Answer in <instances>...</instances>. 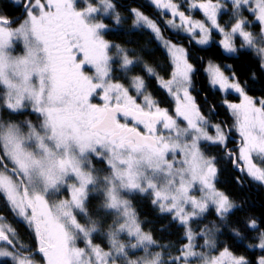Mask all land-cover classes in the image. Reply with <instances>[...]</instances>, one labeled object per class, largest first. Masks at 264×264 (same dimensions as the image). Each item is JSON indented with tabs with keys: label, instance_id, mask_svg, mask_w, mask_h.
Here are the masks:
<instances>
[{
	"label": "snow or ice",
	"instance_id": "snow-or-ice-1",
	"mask_svg": "<svg viewBox=\"0 0 264 264\" xmlns=\"http://www.w3.org/2000/svg\"><path fill=\"white\" fill-rule=\"evenodd\" d=\"M10 2L14 7L23 5L24 20L12 28L15 21L0 15V108L16 114L31 107L38 114V122L0 119V197L21 222L34 229L39 246L31 249L0 217V258L10 264H39L35 258L38 255H42L43 264H191L193 258L202 264H264V255L252 261L236 255L229 246L211 255L218 245L220 227L212 222L199 233L191 227L212 208L226 223L228 215L239 206L216 188L215 157L206 156L202 150V142L226 146V135L221 125L209 124L189 94L193 66L185 49L163 40L156 22L137 9L131 10L133 29L151 30L170 55L174 66L171 79L158 77L149 66L145 71L157 76L163 88L175 97L174 117L150 94H144L146 85L141 76L132 78L131 88L111 82L116 59L125 73L139 62V57L130 58V50L104 39L109 26L96 21L97 16H112L116 25L121 24L122 17L112 0H97L95 4L86 0L82 9H78L77 0ZM152 2L179 18L178 26L174 20L166 22L169 26L184 28L193 35L198 29V44L207 45L210 33L215 31L223 37L219 45L226 53L238 51L234 40L239 38L241 48L255 51L264 60V46L257 47L258 43L264 45V0L191 3L190 8L202 10L207 26L180 11L182 5L173 0ZM228 3L235 19L230 28L228 22L221 24L218 19L222 10L227 11ZM245 8L261 26V35L246 30L253 21L241 18ZM17 41L23 45L22 55H14ZM112 48L116 50L114 55L109 54ZM88 66L94 69V75L86 74ZM208 70L213 86L234 90L242 97L241 103L227 105L241 137L239 156L233 163L239 166L243 161L240 172L264 182V167L257 166L264 164V101L257 107L234 74L226 76L212 64ZM132 89L138 97L143 95V106L129 94ZM97 90L103 92L102 106L90 101ZM119 116L143 125L144 131L121 123ZM177 118H182L186 126L182 127ZM210 128H214L215 135L209 134ZM94 158L106 162L110 171L100 175L103 170L94 167ZM65 190L68 198L50 202L52 196ZM195 190L200 192L199 198L192 194ZM135 193L151 194L153 205L172 215L173 222L184 228L187 243L179 249V255L165 261L161 252L151 251L159 245L151 234L142 231L127 198ZM93 194L101 199L95 209L98 218L89 208ZM78 216L87 223H80ZM107 217L112 222L105 231ZM246 227L256 230L259 226L253 219ZM231 231L234 237L243 239L238 229ZM97 233L107 238L108 251L93 243ZM122 235L134 243H122ZM198 236L203 238V245L196 244ZM255 239L258 243L247 244L246 249L264 252V230ZM80 240L84 247L78 246ZM197 247L209 254L196 251ZM131 249L141 250L144 255L130 259Z\"/></svg>",
	"mask_w": 264,
	"mask_h": 264
},
{
	"label": "trees",
	"instance_id": "trees-1",
	"mask_svg": "<svg viewBox=\"0 0 264 264\" xmlns=\"http://www.w3.org/2000/svg\"><path fill=\"white\" fill-rule=\"evenodd\" d=\"M214 1L212 0V2ZM112 2L122 17V22L120 25H116L114 17L105 18L104 21L109 26V31L104 33V38L111 44H118L130 50V58L139 57V62L130 66L131 70L125 73L120 68V61L115 60L112 64L111 81L129 85L132 77L141 76L145 81V91L158 102L159 107L168 110L170 115L175 114L176 99L168 93L167 89L163 88L157 79V76L164 80L171 78L173 65L170 56L151 30L147 28L133 29L134 16L131 10L137 9L154 18L165 37L185 45L188 61L193 66L189 94L193 97L201 115L210 123L220 124L228 133L226 146L225 144L216 145L203 142L202 150L208 157H215L216 188L224 192L234 204L239 206L228 215L226 223L216 216L214 209H210L204 217L194 221L191 225L196 229H203L206 225L215 222L220 227L221 232L217 234L218 247L212 251L213 255H218L225 246H229L236 255H244L249 260L255 261L259 256L264 255V252L259 249H246L245 245L258 243L255 237L259 231L264 230V185L261 182H255L246 173L240 172L239 167L242 166V161H239V166L233 163V160L238 157L237 152L241 145L233 129L235 118L227 106L229 103H241L242 97L234 90H221L219 86H213L204 69L208 61H214L231 77L234 74L244 87L245 93L259 107L260 101H264V68L261 67L259 56L253 50L241 47L234 54L225 53L216 41L217 38H220V34L215 31L211 32V41L207 45H197L184 28L172 27L166 23L169 20H174L178 26L180 24L178 17H172L170 12H161L148 0H112ZM173 2L181 4L180 11H184L191 19L200 21L202 15L189 7L192 0H173ZM85 3V0L77 2L78 9H81ZM22 9L23 5L17 9L10 0H0V13L15 21L11 26L16 25L24 16ZM248 17L253 18V15L248 13ZM257 25L254 21L253 27L256 28ZM196 32L199 34L198 29ZM22 50L23 48L18 45L14 47V52ZM145 66L154 68L157 76H149L145 71ZM2 93L3 88L0 87V94ZM102 96L103 92L97 90L96 94L91 97V102L102 106L104 103ZM0 119L17 122L30 120L36 123L37 115L28 108L16 114L0 108ZM229 153L232 154V158H229ZM93 161L96 166L105 170L104 164L100 160L94 158ZM130 200L136 209L143 231L151 234L159 245L152 247L151 251L153 253L161 252L165 261L170 256L179 255V249L187 243L184 238V228L177 222H173L172 215L160 212L159 207L153 205L149 194H130ZM100 203L101 199L93 194L90 198L89 208L93 210L94 218H98L95 209ZM0 215H4V220L18 231L24 243L30 245L31 249L36 248L37 238L33 229L28 227L26 222H21L11 211L10 206L5 203L3 197H0ZM78 219L82 224L87 223L83 216H78ZM253 219L259 226L256 230L246 227L247 223ZM111 222V217L105 218L103 224L105 231ZM232 229H238L243 239L234 237ZM92 239L94 244H99L104 250H109L108 240L102 233L94 234ZM121 241L134 243V241H129L126 235L121 236ZM83 245L85 246V243ZM136 253H141V250L131 249L129 257L134 258ZM35 258L39 264H43L42 255ZM0 264H10V261L1 258Z\"/></svg>",
	"mask_w": 264,
	"mask_h": 264
},
{
	"label": "rangeland",
	"instance_id": "rangeland-1",
	"mask_svg": "<svg viewBox=\"0 0 264 264\" xmlns=\"http://www.w3.org/2000/svg\"><path fill=\"white\" fill-rule=\"evenodd\" d=\"M80 0H77V2H79ZM86 1V0H85ZM149 2H151L154 6H155V4L152 2V0H148ZM91 2L93 3V4H95L96 2H97V0H91ZM201 2H206V0H192V2L191 3H197V4H199V3H201ZM215 2H217V0H215L214 1V3ZM221 2H223V0H221ZM190 3V4H191ZM84 7H86V3L83 5V7L82 8H84ZM156 7V6H155ZM226 7H227V11H223L222 10V12H221V14H219L218 15V19H219V22L221 23V24H224L225 22H228V26H229V28L231 27V24L232 23H234L235 22V19H233L232 18V6H231V4L230 3H228L227 5H226ZM81 8V9H82ZM194 11H198L201 15H202V17L200 18V21H204L205 23H206V26H207V24H208V22L206 21V17L204 16V14H203V12H202V10H199V9H194V8H192ZM160 11L161 12H165V10H163V9H160ZM22 12H23V9H22ZM248 11H247V9L245 8V9H242V14H241V18H247L249 21H253L254 22V17L253 18H249L248 17ZM143 14V13H142ZM0 15H3L4 16V14L3 13H0ZM143 15H145V14H143ZM145 16H147L150 20H152V21H154V22H156V20L154 19V18H151L149 15H145ZM104 19H105V17H101V16H97L96 17V21H98V22H103V23H105L106 24V22L104 21ZM23 20H24V16L18 21V23L16 24V25H13V26H11L12 28H16V27H18L19 26V24L20 23H22L23 22ZM194 20V19H193ZM157 23V22H156ZM258 25H257V27L256 28H254L253 27V23L250 25V26H248L247 28H246V30L247 31H251L254 35H261V26L259 25V23L258 22H256ZM157 25H158V23H157ZM158 27H159V25H158ZM146 28V27H145ZM198 32H199V30H198ZM186 33H188V32H186ZM191 37H192V41L193 42H195L197 45H199V46H205V45H200V44H198L197 43V40H199L200 39V32H199V34L197 33V32H195V34L193 35V34H190V33H188ZM103 35H104V33H103ZM155 35V34H154ZM161 35H162V38H163V40H167V41H169L170 43H172V44H175V45H177V46H179V47H182V48H184L185 49V53H186V48H185V45H183V44H181V43H176V42H174V41H172V40H170V39H168L167 37H165L163 34H162V32H161ZM210 35H211V33H210ZM223 37L220 35V38H217L216 39V41H217V43H219V41L222 39ZM105 39V38H104ZM210 41H211V38H210ZM209 41V42H210ZM160 43H161V45L164 47V45H163V43H162V41H159ZM234 43H235V45H236V47H237V49L240 47V45H241V40L239 39V38H237V39H235L234 40ZM16 45H18V46H20V47H22L23 48V45H22V43L21 42H19V41H17L16 43H15V46ZM14 46V47H15ZM262 46H264V45H261V44H257V47H262ZM222 48V47H221ZM164 49L167 51V49L164 47ZM222 50H223V48H222ZM23 51H24V49L22 50V51H17V52H14V55H22L23 54ZM115 48H112L111 50H110V52H109V54L110 55H114L115 54ZM224 51V50H223ZM225 52V51H224ZM255 52V51H254ZM168 53V52H167ZM226 53V52H225ZM256 53V52H255ZM168 55H169V53H168ZM170 56V55H169ZM260 58V57H259ZM171 59V58H170ZM116 60H119V59H116ZM260 60H261V63H264V60H262L261 58H260ZM120 61V60H119ZM119 64H121V61L119 62ZM209 64H212V65H215V66H218L219 68H220V70L226 75V76H229V77H231V75L229 74V73H226L222 68H221V66L218 64V63H216V62H214V61H208V63L206 64V66H205V72L207 73V75L209 76V78H210V80H211V76H210V72H209ZM174 67V66H173ZM86 74L87 75H94V69H92L91 68V66H88V69H87V71H86ZM133 78V77H132ZM132 78H131V80H132ZM171 79V78H170ZM111 82H114V81H111ZM115 83V82H114ZM192 83V82H191ZM124 85V84H123ZM125 87H130L131 88V81H130V84L129 85H124ZM130 95H132L134 98H137V103H139V104H141L142 106H143V104H144V100H143V95H140L139 97H138V94L135 92V90L134 89H132V90H130V93H129ZM144 94L145 95H149L146 91L144 92ZM153 99V98H152ZM90 101H91V98H90ZM92 103V102H91ZM0 104H2V102H0ZM96 105H98V106H100L99 104H96ZM176 108V107H175ZM28 109L29 110H31L32 111V109H31V107H28ZM33 112V111H32ZM36 115H38V114H36ZM172 115V114H171ZM172 116H174L175 117V114H173ZM119 119H120V122L121 123H128L129 124V126L130 127H132V126H136L137 127V129L138 130H140V131H144V129H143V125H136L135 124V122L134 121H132L130 118H124L123 116H119L118 117ZM177 120H178V123H181V126L183 127V126H186V123L185 122H182V118H177ZM38 122V121H37ZM36 122V123H37ZM209 124L210 125H217L218 123H210L209 122ZM220 125V124H219ZM161 128H162V125L160 126ZM223 128V127H222ZM234 129V131L236 132V136H237V138L241 141V137H240V135H239V132H238V130L236 129V127H234L233 128ZM223 130H224V128H223ZM224 132H225V135H226V139L228 138L227 137V134L228 133H226V131L224 130ZM165 134L167 135V133L165 132ZM209 134L210 135H215V130H214V128H210L209 129ZM203 143V142H202ZM240 148V147H239ZM239 148H238V156H239ZM206 155V154H205ZM207 156V155H206ZM172 157L171 156H169V159H171ZM178 159L180 158V157H177ZM254 162H257V161H255L254 160ZM103 164H104V167H105V170H103V171H101L100 172V175H105V174H107L109 171H110V169H109V166L106 164V162H102ZM93 164H94V167L96 168V169H98V170H100V168L98 167V166H96L95 165V163H94V161H93ZM242 166H243V161H242ZM257 166L258 167H264V164H260V163H257ZM246 173V172H245ZM247 174V173H246ZM216 178V177H215ZM255 182H257V181H255ZM257 183H259V182H257ZM263 185H264V182H261ZM214 184H215V179H214ZM197 187V189H198V185L196 186ZM220 191V190H219ZM192 194L193 195H195L197 198H199V196H200V192L198 191V190H195V191H193L192 192ZM150 195V198L151 199H153V196L151 195V194H149ZM66 198H68V193H67V191L65 190V191H62L59 195H56V196H52L51 198H50V202H58L59 200H62V199H66ZM128 199H130V195L127 197ZM131 201V200H130ZM132 206H133V204H132ZM212 209H214V208H212ZM133 210L136 212V209H135V207L133 206ZM215 210V209H214ZM188 211H191V208L189 207L188 208ZM136 215H137V212H136ZM0 217H4L3 215H0ZM138 217V216H137ZM79 220V219H78ZM3 223H5V224H7V225H10L11 227H13L9 222H7V221H5L4 219H3ZM216 224V223H215ZM217 225V224H216ZM209 227H211L212 226V224H210V225H208ZM218 226V225H217ZM29 227V226H28ZM191 227H192V229H193V231L195 232V233H199L200 231H201V229H196V228H194L192 225H191ZM219 227V226H218ZM142 228V227H141ZM33 231H34V229H33ZM142 231H143V229H142ZM145 232V231H144ZM145 233H147V232H145ZM34 234H35V232H34ZM218 234V233H217ZM122 242V241H121ZM83 243H84V241L83 240H80V241H78V246L79 247H84V245H83ZM123 243V242H122ZM203 243H204V241H203V238L202 237H197V239H196V244L197 245H203ZM255 244H257V243H255ZM255 244H253V245H255ZM217 247H218V245H217ZM196 251H205L206 252V254H209L208 252H207V250L206 249H204V248H202V247H197L196 249H195ZM105 251H108V250H105ZM259 253H260V251H259ZM211 255H213V253L211 252L210 253ZM144 255V253H143V251H141V253H136V255H135V257L134 258H131V257H129L130 259H136L137 257H140V256H143ZM1 259V258H0ZM191 264H202V261H200L199 259H197V258H193L192 260H191Z\"/></svg>",
	"mask_w": 264,
	"mask_h": 264
},
{
	"label": "flooded vegetation",
	"instance_id": "flooded-vegetation-1",
	"mask_svg": "<svg viewBox=\"0 0 264 264\" xmlns=\"http://www.w3.org/2000/svg\"><path fill=\"white\" fill-rule=\"evenodd\" d=\"M17 9L19 8V7H16ZM14 12V11H13ZM4 216V215H3ZM4 218V217H3ZM14 228V227H13ZM0 243H2V242H0ZM38 246H39V243H38V240H36V248L35 249H33V250H36V249H38Z\"/></svg>",
	"mask_w": 264,
	"mask_h": 264
}]
</instances>
